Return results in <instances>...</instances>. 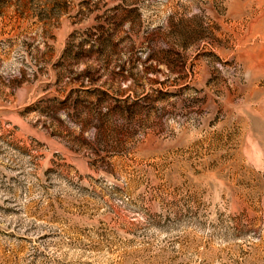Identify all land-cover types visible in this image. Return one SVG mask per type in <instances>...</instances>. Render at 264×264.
<instances>
[{"label":"rangeland","instance_id":"1","mask_svg":"<svg viewBox=\"0 0 264 264\" xmlns=\"http://www.w3.org/2000/svg\"><path fill=\"white\" fill-rule=\"evenodd\" d=\"M0 264H264V0H0Z\"/></svg>","mask_w":264,"mask_h":264}]
</instances>
